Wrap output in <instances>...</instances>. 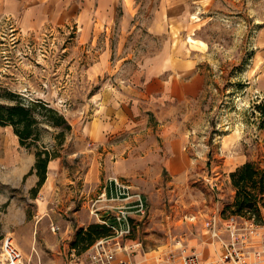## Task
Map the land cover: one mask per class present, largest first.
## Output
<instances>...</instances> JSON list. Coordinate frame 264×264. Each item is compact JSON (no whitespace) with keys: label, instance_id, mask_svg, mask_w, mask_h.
Instances as JSON below:
<instances>
[{"label":"rangeland","instance_id":"374dc122","mask_svg":"<svg viewBox=\"0 0 264 264\" xmlns=\"http://www.w3.org/2000/svg\"><path fill=\"white\" fill-rule=\"evenodd\" d=\"M31 1L10 0L11 10L0 12V86L26 100L41 101L69 125L62 136H57L60 126H37V147L54 151L59 161L58 169L43 183L63 184L38 196L46 207L43 213L32 189L5 187V183L34 179L36 183V174L29 172L36 148L21 146L11 126L0 125V239L11 232L24 264L80 262L88 246L80 242L72 247L77 231L100 223L94 212L104 215V205H133L138 194L143 211L130 209L132 226L122 241L134 244L136 250L128 253L130 258L140 256L137 263H156L158 255L176 251L179 245L193 248L201 258L202 246L222 245L205 231L204 221L213 211L221 219L233 214L226 208L234 196L229 173L244 161L264 167V117L254 108L264 101V0H186L183 21L204 78L200 94L156 112L145 110L144 127L120 134L109 144H90L81 129L93 112L91 96L115 78L109 71L93 75L99 46L79 42L76 9L86 0H66L64 5L73 6L74 11L65 22L53 23L48 11L45 22L24 27L19 18ZM89 4L93 6L95 0ZM113 16L108 34L112 47L118 41L120 4ZM144 40L143 31L135 29L127 42L141 49ZM115 57L113 53L111 68ZM157 118L170 128L165 139L158 134ZM177 138L182 155L176 156L171 144ZM115 142H126L133 148L131 153L116 155L111 147ZM149 148H154V154L147 153ZM120 160L134 170L116 171ZM169 160L176 165L173 169ZM109 175H117L128 187L110 192L105 187ZM103 190L104 200H100ZM107 214L111 219L114 212ZM220 250L214 260L224 259Z\"/></svg>","mask_w":264,"mask_h":264},{"label":"crops","instance_id":"0c3cea01","mask_svg":"<svg viewBox=\"0 0 264 264\" xmlns=\"http://www.w3.org/2000/svg\"><path fill=\"white\" fill-rule=\"evenodd\" d=\"M65 3L66 0H33L23 8L19 22L24 27H35L47 20L48 11L51 12L49 19L53 23L65 22L70 12L74 11L73 6H65ZM117 4L121 6V16L117 24L118 41L112 47L108 34L109 29L113 28V13ZM186 7V0H95L93 6H90L89 0H86L79 9H76L80 23L79 42L90 47L95 44L99 46L97 63L92 67L91 73L99 76L109 71L115 75L114 81L105 82L90 98L93 112L81 126L83 137L90 144H109L116 141L120 134L124 136L132 131H139L146 122L145 110L151 109L156 112V109L165 108L170 103L185 101L200 94L204 78L197 68L194 47L188 39L191 36L183 21L182 15L187 10ZM11 8L10 0H0V12H9ZM135 29H141L145 35V40L142 42L144 48L137 49L127 42L129 35ZM102 32L103 37H100ZM125 44L130 45L128 49L125 48ZM113 53L116 55L114 58L116 63H114L115 67L111 68L110 59ZM157 121H159L158 134L165 139L170 128H165V120L157 118ZM125 145L126 142H115V146L111 147L116 155L121 156L120 153L129 155L133 148ZM171 145V149L177 151L174 155H180L181 153L178 152L180 139L173 140ZM149 149L147 153L154 154V148ZM168 162L171 169L176 166L173 161ZM58 166L59 161L56 159L48 162L46 179L50 174L55 173ZM114 169L123 172L134 170L127 162L121 160ZM34 181L35 179L32 183H5V187L23 185L28 191L36 186ZM62 184L42 183L33 198L39 200L38 196L44 190L52 186L61 187ZM45 208L42 199L39 200V212L43 213ZM261 226L250 238L248 245L251 247L262 246L261 234L264 232V222ZM205 231L209 234L207 229ZM3 235L12 238L11 232ZM202 247L200 261H215L220 256V244L208 243ZM135 257L136 254L131 257L135 262L141 260L140 256ZM158 258L159 255L156 263L152 260V264H157ZM178 259L176 256L173 262L167 264H180ZM216 261L214 264H221V260ZM224 262L233 264L229 259ZM140 264L151 263L147 261ZM251 264H264V261H255Z\"/></svg>","mask_w":264,"mask_h":264},{"label":"built area","instance_id":"2783aa9c","mask_svg":"<svg viewBox=\"0 0 264 264\" xmlns=\"http://www.w3.org/2000/svg\"><path fill=\"white\" fill-rule=\"evenodd\" d=\"M109 191L120 192L128 186L121 182L117 175L107 176ZM104 187V189H105ZM105 191L100 194V200H104ZM140 195L136 194L135 203L133 205H104L105 214L97 217L100 223L109 228L110 234L96 239L90 244L85 252L84 259L80 262L65 259L58 264H138L129 256V250H136L134 244H124L122 241L126 238L131 230L130 210L132 207L135 211H143V202ZM125 198H128L125 197ZM123 199V198H121ZM93 212V211H92ZM109 212H114V215L109 217ZM204 227L207 228L210 236L213 239L220 240L222 251L224 253L220 262L225 264L224 260H231L233 264H251L252 262L264 261V232L261 234L262 246L254 248L248 245L250 238L255 235L261 225L255 224L253 219L243 220L237 215L230 214L224 219H221L220 213L213 211L209 218L204 221ZM52 231L56 227H51ZM221 231L223 235L221 236ZM0 264H24L22 252L12 241V238L3 235L0 239ZM134 252V251H132ZM178 257L180 264H214L217 261L202 262L199 254L191 247L179 245L175 250L168 251L165 255H159L157 264L165 262H173L175 257Z\"/></svg>","mask_w":264,"mask_h":264},{"label":"trees","instance_id":"16d2710c","mask_svg":"<svg viewBox=\"0 0 264 264\" xmlns=\"http://www.w3.org/2000/svg\"><path fill=\"white\" fill-rule=\"evenodd\" d=\"M254 108L264 117V101L255 104ZM39 123L60 126L57 136H62L64 129L69 128L65 119L51 107L41 101L26 100L18 93L0 86V125L11 126L21 146L36 148L34 163L29 171H33L37 176L36 186L32 188L33 193L37 192L45 181L48 162L57 156L50 149L37 147ZM229 178L234 188V196L226 208H230L233 214L252 218L255 223L262 224L264 167L253 161H244L229 173ZM109 234V228L102 223L88 224L86 228L77 231L72 247L76 248L80 242L89 246L96 239Z\"/></svg>","mask_w":264,"mask_h":264}]
</instances>
